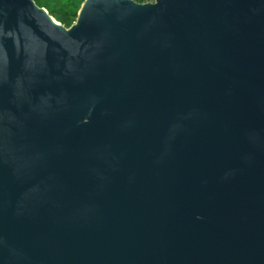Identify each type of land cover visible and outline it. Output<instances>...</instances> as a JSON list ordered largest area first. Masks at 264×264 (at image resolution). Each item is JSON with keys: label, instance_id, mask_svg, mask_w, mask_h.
Segmentation results:
<instances>
[{"label": "water", "instance_id": "95a60500", "mask_svg": "<svg viewBox=\"0 0 264 264\" xmlns=\"http://www.w3.org/2000/svg\"><path fill=\"white\" fill-rule=\"evenodd\" d=\"M0 264H264V0H0Z\"/></svg>", "mask_w": 264, "mask_h": 264}, {"label": "trees", "instance_id": "16d2710c", "mask_svg": "<svg viewBox=\"0 0 264 264\" xmlns=\"http://www.w3.org/2000/svg\"><path fill=\"white\" fill-rule=\"evenodd\" d=\"M83 1L84 0H34L39 8L45 9L57 23L65 28H69L75 22ZM133 1L138 4H146L153 0Z\"/></svg>", "mask_w": 264, "mask_h": 264}, {"label": "flooded vegetation", "instance_id": "af4514ba", "mask_svg": "<svg viewBox=\"0 0 264 264\" xmlns=\"http://www.w3.org/2000/svg\"><path fill=\"white\" fill-rule=\"evenodd\" d=\"M153 2H154V0L152 2H150V3H153Z\"/></svg>", "mask_w": 264, "mask_h": 264}]
</instances>
